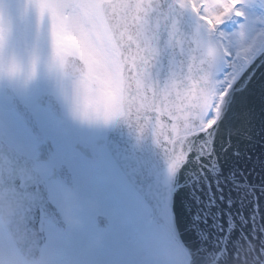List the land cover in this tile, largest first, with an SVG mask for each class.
I'll use <instances>...</instances> for the list:
<instances>
[{
  "label": "snow or ice",
  "instance_id": "snow-or-ice-1",
  "mask_svg": "<svg viewBox=\"0 0 264 264\" xmlns=\"http://www.w3.org/2000/svg\"><path fill=\"white\" fill-rule=\"evenodd\" d=\"M71 15L0 0V206L42 264H264V0H131L116 116L59 64Z\"/></svg>",
  "mask_w": 264,
  "mask_h": 264
},
{
  "label": "rangeland",
  "instance_id": "rangeland-1",
  "mask_svg": "<svg viewBox=\"0 0 264 264\" xmlns=\"http://www.w3.org/2000/svg\"><path fill=\"white\" fill-rule=\"evenodd\" d=\"M100 1L66 0L72 15L61 28L55 55L60 65L64 62L65 52L81 57L87 65L88 74L104 80L102 91L110 97L109 94H114V82L118 79L117 62L98 11ZM112 98L114 102L116 98Z\"/></svg>",
  "mask_w": 264,
  "mask_h": 264
},
{
  "label": "water",
  "instance_id": "water-1",
  "mask_svg": "<svg viewBox=\"0 0 264 264\" xmlns=\"http://www.w3.org/2000/svg\"><path fill=\"white\" fill-rule=\"evenodd\" d=\"M130 3L131 0H102L99 3V12L109 34L120 69V105L112 116H116L123 111L126 99L125 89L127 82L124 65L127 57L125 56V49H128L129 41L132 39L128 35L127 29V11ZM64 69L66 71L74 69L73 73L79 74L85 71V66L77 57H67ZM0 221L8 230L7 233H14L24 228H32L23 217L15 215L14 206L9 204L0 206Z\"/></svg>",
  "mask_w": 264,
  "mask_h": 264
},
{
  "label": "clouds",
  "instance_id": "clouds-1",
  "mask_svg": "<svg viewBox=\"0 0 264 264\" xmlns=\"http://www.w3.org/2000/svg\"><path fill=\"white\" fill-rule=\"evenodd\" d=\"M73 225L78 224V220L71 219ZM5 240L23 253V256L13 254L7 258L6 264H42L37 252L40 232L38 228H24L14 233H6Z\"/></svg>",
  "mask_w": 264,
  "mask_h": 264
},
{
  "label": "flooded vegetation",
  "instance_id": "flooded-vegetation-1",
  "mask_svg": "<svg viewBox=\"0 0 264 264\" xmlns=\"http://www.w3.org/2000/svg\"><path fill=\"white\" fill-rule=\"evenodd\" d=\"M75 78L76 82L84 89H88L90 92H96L102 95V97L106 101V92L102 91V84L104 83V80L102 78H97L94 75L89 74H83V75H77L72 76ZM105 105V104H104Z\"/></svg>",
  "mask_w": 264,
  "mask_h": 264
}]
</instances>
